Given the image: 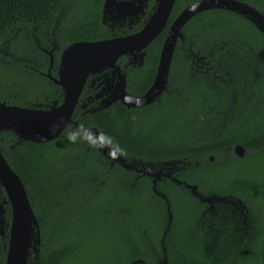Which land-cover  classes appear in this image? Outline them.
Wrapping results in <instances>:
<instances>
[{"label":"trees","instance_id":"16d2710c","mask_svg":"<svg viewBox=\"0 0 264 264\" xmlns=\"http://www.w3.org/2000/svg\"><path fill=\"white\" fill-rule=\"evenodd\" d=\"M197 1L176 0L142 67H127L128 93L150 89L172 23ZM237 1L264 16V0ZM103 2L0 0V102L44 110L61 104L62 88L46 76L51 57L45 50L55 48L51 73L57 77L67 47L112 37L101 21ZM39 34L51 39L42 49L35 43ZM182 34L158 100L129 110L121 103L97 112L77 107L72 118L88 131H102L126 161L171 167L173 177L197 187L200 196L225 200L214 201L211 212L169 179L155 186L147 176L111 165L80 132L65 131L46 143L1 132L2 153L39 223L38 264H84L92 248L104 264H264V33L237 13L211 9L190 19ZM238 145L246 149L242 158L234 152ZM0 202H6L5 264L12 212L1 184Z\"/></svg>","mask_w":264,"mask_h":264},{"label":"water","instance_id":"95a60500","mask_svg":"<svg viewBox=\"0 0 264 264\" xmlns=\"http://www.w3.org/2000/svg\"><path fill=\"white\" fill-rule=\"evenodd\" d=\"M176 0H156V9L143 27L133 35L96 42H77L67 47L60 58L57 77L50 74L52 65L46 75L63 91V101L60 105L54 103L49 109H35L10 106L0 102V133L12 131L20 141L46 143L58 138L69 126L72 133L76 132L77 124L72 117L78 105L80 96L90 75H96L105 69L114 71L119 82L117 95L104 100L95 111H102L119 101L123 106L143 108L155 102L166 89L171 63L178 40L183 39L182 29L186 23L197 14L211 10L222 9L238 13L246 17L261 32L264 33V16L247 4L236 0H200L187 7L172 23L159 58L157 72L150 89L141 96H132L126 92V78L121 75L117 61L123 56L139 59L143 62L148 46L164 31L171 16ZM115 2L106 0L105 7ZM136 10L133 3H117L115 12L119 15L128 9ZM85 138H94L99 151L107 158L114 156V161L127 170H137L138 162H128L120 151L110 144L101 143L104 133L98 129L86 131L81 129ZM238 157H243L245 149L238 145L234 150ZM214 159L211 158V161ZM113 161V162H114ZM143 168L148 165L141 164ZM171 166V164H169ZM161 171V170H160ZM169 176V175H168ZM0 184L3 187L11 206L12 220L8 235V247L5 264H29L31 254H35L32 264H38L41 232L39 223L30 204L27 191L20 177L8 164L0 148ZM193 195L199 196L201 202L212 207L214 201H224V198L202 197L197 187L183 184ZM155 190V189H154ZM165 199V197L163 196ZM6 203V202H4ZM3 203V204H4ZM169 210V206H168ZM3 205L0 204V235L6 230L3 219ZM171 218V216H170ZM142 263L141 261H138Z\"/></svg>","mask_w":264,"mask_h":264},{"label":"flooded vegetation","instance_id":"af4514ba","mask_svg":"<svg viewBox=\"0 0 264 264\" xmlns=\"http://www.w3.org/2000/svg\"><path fill=\"white\" fill-rule=\"evenodd\" d=\"M113 1L115 3L112 4L110 7L106 8L105 7L106 0H104L103 5H102V19H101L102 24L108 29V31L112 35V37L101 39V40H97V41H104V40H109V39L126 37V36L133 35V34L139 32V31H141L143 29V27L147 24V22L149 21V19L151 18V16L153 15V13H154V11L156 9V0H113ZM121 2H123V3H133L134 6L136 7V10L131 8V7L130 8L128 7V9L123 13L124 15L117 14L115 12V5L117 3H121ZM238 2H240V1H238ZM143 18H146V20L144 21V25L142 26V28L139 31H137V32H132L134 27H138L141 24V21L143 20ZM245 19H246V17H245ZM126 32H132V33L126 34ZM119 33L121 35L118 36L117 34H119ZM48 35H46V36H48ZM50 40H51L50 36H48V37H45L44 40L41 41V42L42 43L44 41H48L49 42ZM41 42L39 40H37V42L35 41L36 46L39 47L40 49H42L41 48ZM94 42H96V41H94ZM53 44H55V43H53ZM54 49L55 48H53V51H54ZM53 51L45 50V53L47 52L49 54V56L51 57V65H52V67H53V64H54ZM123 57H126V59H127L126 64H123L122 66L119 64V61L122 58L121 57L117 61V66L121 70L120 71L121 75L125 76V78H126V92L128 93V90H127L128 89L127 67H129V66L142 67L144 60L142 62L138 58L137 59L131 58L129 55L123 56ZM60 58H61V56H60ZM199 60H201V58H199ZM51 72H52V68L50 70V74H51V76H53ZM57 73H58V71H57ZM47 74H48V72H47ZM118 82H119L118 75L117 74L114 75V71L110 70V69H105V70H103L102 72H100V73H98L96 75H90L88 77L87 81H86L85 87H84L83 92H82V94L80 96V99H79L77 107H79L81 110L86 111V112H97L95 110L100 107L101 103L104 100H108L109 98H112V97H114V96H116L118 94L117 90H116ZM83 94L86 95V96H84ZM128 94H130V93H128ZM82 96H84V97H82ZM156 100H158V98ZM117 103H120V102L117 101V102L113 103L112 105L117 104ZM232 103H233V99L231 98L230 107H232ZM51 106L52 105H50L48 107V109ZM111 106H109V107H111ZM229 113H230V115H233L232 108L229 109ZM72 120H73V118H72ZM73 122H75L77 124V127H76L77 130H76L75 133H77V132L81 133V129L84 128V126L78 124L74 120H73ZM70 129H71V126L66 128L65 131H68L71 134H75V133H72L70 131ZM94 129H96V128H94ZM86 131H88V130H86ZM87 139H89V141H90L92 146L96 147V145L94 143V138H87ZM101 143L103 145L110 144L106 139H104V135L102 137ZM245 153H246V151H245ZM245 153H244V155H245ZM107 159L109 160L111 165H114L115 163L119 164L118 161H114L113 160L114 159L113 155H111L110 158H107ZM130 171H133V172H135L138 175H144V176H147V177L151 178L152 179V183L155 186H156L157 182H161L163 180L169 179V180L175 182L177 185H180V186L184 187L183 186L184 183L178 181L176 178L173 177L174 172H170L168 174L169 176L165 175V174H162L161 176H158L157 174L146 172L144 169H141L139 167L137 168V170L131 169ZM194 196H196V195H194ZM197 197H199V196H197ZM165 200H166V198H165ZM168 205H169V203H168ZM208 210L211 211V212L213 211V209L212 210L208 209ZM168 214H169V222H170L172 220V214L170 213V209L168 211ZM170 216H171V218H170ZM41 238H42V236H41ZM40 247H41V245H40ZM40 247H39V252H40ZM32 260H33V258L30 257V261H32Z\"/></svg>","mask_w":264,"mask_h":264},{"label":"rangeland","instance_id":"374dc122","mask_svg":"<svg viewBox=\"0 0 264 264\" xmlns=\"http://www.w3.org/2000/svg\"><path fill=\"white\" fill-rule=\"evenodd\" d=\"M57 32H59V24L57 25ZM40 34L35 36V41L37 42V40H39L40 42L44 40L45 37H47L46 35H42V38L40 37ZM42 44V42H41ZM49 51V50H48ZM140 167L141 169H144L146 172H150V173H153V174H157L158 176H161L162 174H165V175H168L170 172H173V169L171 167H166V168H160V169H154V168H149V167H145L143 168L141 166V164L139 165H136V168ZM161 170V171H160ZM261 171L262 173H264V162L262 163V167H261ZM0 204H2L0 202ZM3 205V204H2ZM214 208L213 204H212V208L211 210ZM4 210V208H3ZM121 230V229H120ZM125 237V236H124ZM106 238V237H105ZM126 238V237H125ZM120 251H118L119 253ZM110 254H116L115 251L113 252H110ZM33 255V256H32ZM100 251L99 249H95V248H92V250L89 252L88 254V258L87 260L84 262V264H88V261H90V264H104V260L103 258L101 259V256H100ZM34 256L35 254H31V257L34 259Z\"/></svg>","mask_w":264,"mask_h":264}]
</instances>
